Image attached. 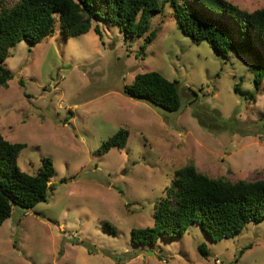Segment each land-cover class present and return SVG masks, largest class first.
<instances>
[{
  "label": "rangeland",
  "instance_id": "obj_1",
  "mask_svg": "<svg viewBox=\"0 0 264 264\" xmlns=\"http://www.w3.org/2000/svg\"><path fill=\"white\" fill-rule=\"evenodd\" d=\"M228 1L264 8V0ZM151 30L157 35L144 52L145 38L126 39L102 21L76 37L56 23L43 41L10 48L0 134L26 144L18 159L24 172L37 174L49 157L55 176L46 202L14 206L0 225V264H264V221L219 242L194 224L183 237L132 243V229L154 225L159 201L186 165L214 179L264 180V79L257 90L253 57L224 59L208 43L195 44L169 4ZM151 71L179 83V111L125 95V85ZM121 128L130 133L127 146L97 156Z\"/></svg>",
  "mask_w": 264,
  "mask_h": 264
},
{
  "label": "trees",
  "instance_id": "obj_2",
  "mask_svg": "<svg viewBox=\"0 0 264 264\" xmlns=\"http://www.w3.org/2000/svg\"><path fill=\"white\" fill-rule=\"evenodd\" d=\"M0 0V86H8L12 74L4 67L10 48L21 41L35 45L54 33L58 23L66 37L88 33L94 21L118 26L126 39L145 38L141 52L156 38L151 21L165 4L173 9L180 30L195 44L206 42L218 56L228 59L231 53L253 57L258 71L257 90L264 79V8L248 11L228 0H18L12 7ZM95 32L100 37L97 25ZM179 83L160 72L135 76L125 85L128 97L146 101L169 112L179 111ZM241 93L239 85L235 87ZM129 131L121 128L103 142L96 155L112 148L124 149ZM26 147L11 143L0 134V225L12 215L14 206L34 209L46 202L55 176L49 157L42 159L37 174L24 172L18 159ZM264 221V180L230 182L201 174L193 164L175 172L166 195L154 213V225L134 228V245H156L160 238L183 237L191 225H198L211 239L219 242L239 235L246 224ZM248 246L240 251V255ZM208 256L204 244L198 247Z\"/></svg>",
  "mask_w": 264,
  "mask_h": 264
}]
</instances>
